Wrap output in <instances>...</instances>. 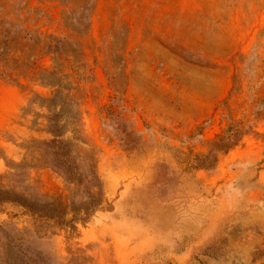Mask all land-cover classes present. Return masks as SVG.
Here are the masks:
<instances>
[{"label":"rangeland","instance_id":"obj_1","mask_svg":"<svg viewBox=\"0 0 264 264\" xmlns=\"http://www.w3.org/2000/svg\"><path fill=\"white\" fill-rule=\"evenodd\" d=\"M16 2L83 44L82 127L105 199L77 228L1 202L0 264H264V0ZM24 83L0 80V184L66 198L57 173L17 167L48 137L23 107L52 92ZM223 135L240 139L200 165Z\"/></svg>","mask_w":264,"mask_h":264},{"label":"trees","instance_id":"obj_2","mask_svg":"<svg viewBox=\"0 0 264 264\" xmlns=\"http://www.w3.org/2000/svg\"><path fill=\"white\" fill-rule=\"evenodd\" d=\"M52 1L67 6L83 3L86 9L90 8L87 0ZM29 7L28 2L19 7L16 0H0V80L20 87L28 81L52 88L49 95L34 91L23 107L31 129L45 131L48 137H31L24 145L26 156L17 167L52 170L63 178L69 194L66 198L55 194L19 195L14 188L0 184V203L15 202L38 218L53 220L61 227L77 228L79 222L92 217L105 199L97 168L98 150L82 127L85 87L79 79H87L83 75L87 65L79 56H84L85 51L82 42L75 43L70 34L43 33L37 26H31L26 14ZM64 18L67 27L82 31L68 12ZM46 57L52 58L50 67L42 66ZM239 139V136L219 137L211 151L202 157L212 162L206 164L201 159L199 164L213 167L216 151L230 149Z\"/></svg>","mask_w":264,"mask_h":264}]
</instances>
